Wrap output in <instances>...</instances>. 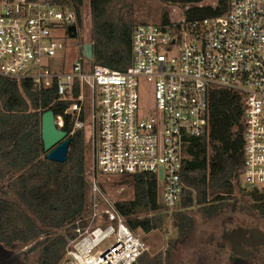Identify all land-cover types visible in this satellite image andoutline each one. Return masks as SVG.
I'll return each mask as SVG.
<instances>
[{"label":"built area","instance_id":"2783aa9c","mask_svg":"<svg viewBox=\"0 0 264 264\" xmlns=\"http://www.w3.org/2000/svg\"><path fill=\"white\" fill-rule=\"evenodd\" d=\"M227 14L191 24H139L126 70L89 61L82 52L69 70L51 58L65 49L75 8L58 0H0V75L56 87L71 100L75 128L91 127L93 168L86 213L74 220L61 264H133L147 250L103 191L100 178L155 173L164 210L182 194L183 137L209 123V95L224 88L243 96V179L264 187V0H229ZM152 85L154 112L140 105V84ZM77 90V95L75 91ZM83 116V119H81ZM61 127L63 120L56 119ZM162 170V177L159 174ZM113 239V241H111Z\"/></svg>","mask_w":264,"mask_h":264},{"label":"trees","instance_id":"16d2710c","mask_svg":"<svg viewBox=\"0 0 264 264\" xmlns=\"http://www.w3.org/2000/svg\"><path fill=\"white\" fill-rule=\"evenodd\" d=\"M113 0H88L91 24L89 42L94 63L126 70L132 62L131 40L139 24L109 17ZM163 8L154 24H170L167 6H179L185 23L225 15L229 0H160ZM75 8L82 24L84 0H58ZM77 95V90L75 91ZM71 100L56 87L38 89L30 79L0 75V241L29 244L39 241L41 264H61L71 236L70 225L82 217L89 202L86 169V137L75 128V115L68 112ZM53 110L71 143L66 161L47 159L42 140V114ZM243 96L224 88L209 95V123L200 136L183 137L181 145L183 185L177 208L164 210L160 182L155 173L124 175L131 198L116 201L126 225L145 241L148 234L163 229L169 214L178 236L186 238L195 227L192 212L213 218L234 200L237 188L249 207L264 220V187L241 185L244 169ZM83 119V116H81ZM165 212V213H164ZM146 242V241H145ZM174 248L154 256L147 250L138 264H165Z\"/></svg>","mask_w":264,"mask_h":264},{"label":"rangeland","instance_id":"374dc122","mask_svg":"<svg viewBox=\"0 0 264 264\" xmlns=\"http://www.w3.org/2000/svg\"><path fill=\"white\" fill-rule=\"evenodd\" d=\"M163 3L160 0H113L108 8L109 17L117 21H134L136 23L154 22L160 17ZM171 15L173 22L183 19V14L179 6L166 7ZM91 24L90 9L88 0H84L82 11V24L79 30L80 37H67L64 40L65 49L60 50L55 57L51 58L50 66L55 71L69 70L80 54V40L83 44L89 42V31ZM140 105L145 111L149 109L154 112L155 102L153 88L145 79H141L139 88ZM86 137V169L87 182L92 173L93 168V148L90 139L91 127L86 121L84 126ZM120 177H114L107 180L104 177L100 178V183L103 185V191L113 200H124L131 198L133 190L129 187V183H124ZM241 185L245 186V180L241 179ZM160 188H162L160 184ZM89 198L91 190L88 189ZM0 197L2 193L0 192ZM89 204V202H88ZM165 213V212H164ZM170 214V213H169ZM166 215L165 223L162 230L152 232L145 236L147 253L154 256L158 253H164L169 249L171 242L174 243V248L165 264H219L216 255V243L221 241L220 235L224 229L229 227L227 222L230 219L240 220L247 218L256 222L258 225H264V220L249 207L248 198L242 191L237 188L236 197L234 200L222 210L220 214L213 218H207L197 212H192L195 218L194 230L186 237L181 239L176 228L173 227L170 216ZM253 216V217H252ZM235 224V222H234ZM41 240H39L40 242ZM113 241V239L111 240ZM35 241L27 244L28 247H33ZM40 247L32 248L34 254L39 251Z\"/></svg>","mask_w":264,"mask_h":264},{"label":"flooded vegetation","instance_id":"af4514ba","mask_svg":"<svg viewBox=\"0 0 264 264\" xmlns=\"http://www.w3.org/2000/svg\"><path fill=\"white\" fill-rule=\"evenodd\" d=\"M76 33L79 34L78 29ZM3 188L4 186L0 188L1 193ZM227 224L230 228L223 230L221 241L216 243L214 258H218V263L264 264V225H258L247 218L237 221L230 219ZM0 244L11 253L7 259L9 264H19V261L20 264H41L40 248L35 254L31 251L32 248L39 247V241H35L31 248L22 243L7 244L0 241Z\"/></svg>","mask_w":264,"mask_h":264},{"label":"water","instance_id":"95a60500","mask_svg":"<svg viewBox=\"0 0 264 264\" xmlns=\"http://www.w3.org/2000/svg\"><path fill=\"white\" fill-rule=\"evenodd\" d=\"M69 31L71 36L77 35L76 25L70 26ZM82 52L89 61H93L94 51L92 43L88 42L83 44ZM56 119L57 117L51 109L42 114V140L47 159L62 163L67 159L71 138H69L68 133L58 125ZM159 176L160 178L162 177V170ZM245 186L252 187L249 183H246ZM10 254L11 253L6 251L0 244V264H9L7 259ZM133 264H138V262Z\"/></svg>","mask_w":264,"mask_h":264}]
</instances>
